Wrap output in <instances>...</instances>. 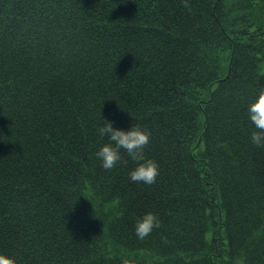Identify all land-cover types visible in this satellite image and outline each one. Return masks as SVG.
<instances>
[{
	"label": "trees",
	"instance_id": "1",
	"mask_svg": "<svg viewBox=\"0 0 264 264\" xmlns=\"http://www.w3.org/2000/svg\"><path fill=\"white\" fill-rule=\"evenodd\" d=\"M189 2L0 0V264H264V0ZM101 114L153 184L101 166Z\"/></svg>",
	"mask_w": 264,
	"mask_h": 264
},
{
	"label": "clouds",
	"instance_id": "2",
	"mask_svg": "<svg viewBox=\"0 0 264 264\" xmlns=\"http://www.w3.org/2000/svg\"><path fill=\"white\" fill-rule=\"evenodd\" d=\"M183 3L186 8L190 9L189 0H183ZM248 112L249 119L256 129L251 133V141L258 147H264V103L258 102V104L250 105ZM97 132L100 137L107 138V141L100 144L94 152L103 168L111 169L120 162L127 163L124 159V153H126L127 157L135 162V166L128 170V177L131 181H139L148 185L156 181L159 174V163L145 153V146L150 142V129L137 122L131 123L127 128L115 126L113 120L102 115V123L97 128ZM160 223L157 213L146 211L135 221V234L142 239L154 228L159 227Z\"/></svg>",
	"mask_w": 264,
	"mask_h": 264
}]
</instances>
